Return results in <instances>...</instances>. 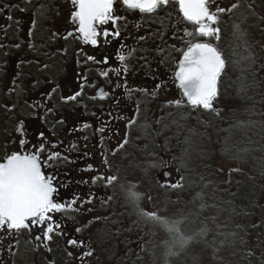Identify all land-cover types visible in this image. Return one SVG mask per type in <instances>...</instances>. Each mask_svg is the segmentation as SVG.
Masks as SVG:
<instances>
[{"label": "flooded vegetation", "instance_id": "af4514ba", "mask_svg": "<svg viewBox=\"0 0 264 264\" xmlns=\"http://www.w3.org/2000/svg\"><path fill=\"white\" fill-rule=\"evenodd\" d=\"M237 1L210 0L209 7L215 11L233 4L234 9L264 5V0ZM74 10L72 0H0V158L20 151L21 139L27 141V150L43 144L44 159L59 152L60 158L49 161L44 171L59 185V202L76 199L71 208L52 214L60 227L50 241L39 227L0 231V264H116L105 261L108 255L101 258L80 229L78 219L87 224L81 207L84 198L99 194L97 184H109L105 178L115 170L122 176L119 165H127L136 148L139 125L166 114L178 117L183 106H191L175 73L185 42L193 39L184 30L194 29L179 16L177 6L146 15L115 0L114 13L122 19L101 26V32L110 35L101 34L97 45L83 42ZM219 15V39L205 38L225 61L212 103L227 82L222 46L227 42V11ZM115 31L120 35H111ZM119 55L125 59L119 60ZM72 96L76 98L68 99ZM176 100L182 103H170ZM172 180L171 172L167 181ZM260 244V240L253 244L257 255L247 264H264ZM27 245L29 253L18 256ZM87 252L92 254L86 256Z\"/></svg>", "mask_w": 264, "mask_h": 264}, {"label": "rangeland", "instance_id": "374dc122", "mask_svg": "<svg viewBox=\"0 0 264 264\" xmlns=\"http://www.w3.org/2000/svg\"><path fill=\"white\" fill-rule=\"evenodd\" d=\"M259 6L227 12L226 46L222 43L227 82L212 109L185 105L178 117L166 114L139 125L136 148L128 164L119 165L122 176L115 170V181L98 183L100 193L85 196L81 207L87 224L78 219L80 229L101 258L108 255L106 262L227 264L230 260L233 239L241 230L236 234L237 227L230 222L232 200L225 185L234 179L257 181L263 190L260 197L264 196V116H259L264 113V99L257 103L264 95V19L258 16ZM256 17L262 19L258 26ZM241 103L249 111L243 113ZM225 104L227 112L218 114L217 108ZM164 169L173 173V181L157 180ZM130 188L141 194L137 202L129 199ZM239 189L231 193L233 199L245 198ZM144 211L181 221L186 244L173 246V237ZM67 216L76 218L73 213ZM260 245L264 252V238ZM28 248L23 246L17 255L28 254Z\"/></svg>", "mask_w": 264, "mask_h": 264}, {"label": "snow or ice", "instance_id": "6c2138e0", "mask_svg": "<svg viewBox=\"0 0 264 264\" xmlns=\"http://www.w3.org/2000/svg\"><path fill=\"white\" fill-rule=\"evenodd\" d=\"M120 2L126 9L138 10L140 14L146 15H154L173 4L177 6L179 16L186 24L192 25L194 30H184V35L193 39L185 42L186 50L182 52L175 79L189 105L193 108L212 109V101L217 96L218 77L225 66V61L219 50L205 38L219 39L220 28L217 26L220 21L219 14L230 12L237 5L233 4L228 9L217 7L212 11L209 7L210 0H120ZM72 3L75 6L73 20L78 24L77 31L86 44L97 45L101 34L105 38L110 35L107 30L101 32V26L110 22L114 25L116 21L122 19L114 13L115 0H72ZM68 35L71 36L73 33L69 32ZM111 35L119 36L120 33L115 31ZM118 58L121 61L125 59L123 55H119ZM88 59L95 58L89 56ZM101 75L106 76L107 72H102ZM75 98L72 96L68 99ZM170 103L179 106L182 101ZM17 131H22V126ZM19 144L20 151H13L0 158V231H30L33 227H39L43 232V238L50 241L52 234L60 227L52 214L71 208L76 199L73 198L67 203L59 202L57 199L59 185L54 175H48L44 171L49 161L60 158L59 152L49 153L47 159H44L43 144L32 150L26 149L27 141L24 139H21ZM105 179L112 183L117 177L110 176ZM128 195L134 202L141 198V194L132 188L129 189ZM142 214L162 226L173 237V246L178 244L183 247L186 244L187 240L180 232L181 221L161 217L155 212L144 211ZM35 239L40 240L41 236H36ZM68 242L72 245L79 243L77 240ZM91 254L85 253L86 256Z\"/></svg>", "mask_w": 264, "mask_h": 264}, {"label": "trees", "instance_id": "16d2710c", "mask_svg": "<svg viewBox=\"0 0 264 264\" xmlns=\"http://www.w3.org/2000/svg\"><path fill=\"white\" fill-rule=\"evenodd\" d=\"M240 1L243 2L242 0ZM261 12V14L264 13V5L261 8ZM255 19L258 20L256 23L258 26L259 20L261 19H259V17H256ZM262 96L263 97L258 100V104H260L261 100L264 99V95ZM225 100L226 99L223 101ZM217 101H219V98ZM240 107L242 108L241 111L243 113L245 111H249L250 108L244 103H241ZM225 112H227L226 104L223 109L221 106L217 108L218 114H223ZM226 115L228 114L226 113ZM260 115L263 117L264 113L260 112L259 116ZM225 150H227V148H225ZM239 180L241 181L234 179V182H230L229 180V182L225 185V188L228 190L232 200L229 207L230 211L228 212V216L231 218L230 222L237 227L235 228L236 234V231L239 229L241 230L239 234L235 235V238L233 239V250H231L228 255L230 260L235 261L237 264H247L249 261H252V257L254 258V254L251 250L253 249V244L259 240L261 242V239L264 238V234H262L264 233V196L263 198L260 197L263 190L261 191V187L257 184V181L252 182L251 180ZM238 187L240 188L239 191H242L243 194H245V198L240 200L233 199L231 196V193H234Z\"/></svg>", "mask_w": 264, "mask_h": 264}, {"label": "water", "instance_id": "95a60500", "mask_svg": "<svg viewBox=\"0 0 264 264\" xmlns=\"http://www.w3.org/2000/svg\"><path fill=\"white\" fill-rule=\"evenodd\" d=\"M178 82V81H177ZM160 179H167L169 177V173L167 171L162 172L159 176Z\"/></svg>", "mask_w": 264, "mask_h": 264}]
</instances>
